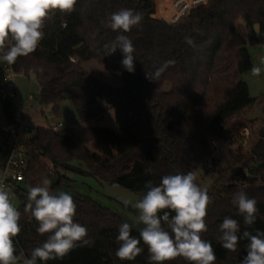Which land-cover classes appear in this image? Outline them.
Returning a JSON list of instances; mask_svg holds the SVG:
<instances>
[{
    "label": "trees",
    "instance_id": "trees-1",
    "mask_svg": "<svg viewBox=\"0 0 264 264\" xmlns=\"http://www.w3.org/2000/svg\"><path fill=\"white\" fill-rule=\"evenodd\" d=\"M122 8L143 15L142 25L126 33L135 47L134 73L123 68L119 49L107 56L103 47L117 35L106 27L108 18ZM154 13L155 0H77L71 14L56 12L45 22V37L34 53L19 57L11 65L14 72L34 73L39 102L51 105L55 114L67 95L81 122L98 118L107 108H113L117 124L115 129H82L93 150L69 128L58 131L47 126L32 128V138L25 145V179L11 185L19 201L16 208L21 212L22 230L14 238L18 256L30 258L31 251L49 235L37 233L38 223L30 212L24 211L29 189L49 179V174L58 177L51 191L66 183L64 172L69 171L119 184L135 193L139 200L146 194L149 181L159 186L164 175L193 172L197 164L207 169L209 157L215 166L214 146L209 140L236 142L237 128L225 127L224 122L253 102L242 75L253 67L247 43L264 45V0H210L207 6L193 9L177 23L154 17ZM238 19L245 22L246 36L237 28ZM255 24L259 25L258 37ZM186 36L194 39L195 46L185 42ZM91 59L106 64L122 78L123 86H110L84 71L82 63ZM166 61L174 63L158 79L146 78V72L154 73ZM4 84L0 61V88ZM0 105L1 168L11 149L2 122L12 121L15 110L9 98L0 96ZM229 156L227 173L218 175L206 188L212 202L206 217L208 231L201 236L211 241L217 257L215 264H240L247 254V240L239 241L236 252L224 249L219 242V224L225 217L236 219L241 233L245 229L243 216L231 203L243 177L247 181L245 191L257 201L258 208L256 222L248 230L264 231V139L258 137L246 156L238 151H230ZM237 167L241 171L235 176ZM244 167L248 168L246 177ZM196 183L199 185L197 178ZM70 195L77 205L74 220L87 227L91 243L77 246L63 258L46 264H150V254L142 241L140 247L144 251L134 261L116 257L121 216L89 196ZM163 227L167 230V224ZM132 235L139 238L138 231ZM37 264L45 262L38 260ZM165 264L188 262L178 257Z\"/></svg>",
    "mask_w": 264,
    "mask_h": 264
},
{
    "label": "clouds",
    "instance_id": "clouds-1",
    "mask_svg": "<svg viewBox=\"0 0 264 264\" xmlns=\"http://www.w3.org/2000/svg\"><path fill=\"white\" fill-rule=\"evenodd\" d=\"M76 4L77 0H0V61L12 65L19 57L34 53L45 37V22L56 12L71 14ZM142 21L140 12L122 8L111 13L106 24L117 35L103 46L105 55L110 56L119 49L123 54L121 64L129 73L135 71L136 57L133 41L126 33L139 28ZM185 42L195 46L191 37L186 36ZM173 63L166 61L154 73L146 72V78L158 79ZM261 71L257 66L251 69L254 76H259ZM51 184L46 178L28 191L24 211L30 212L38 223L37 233L49 235L41 246L31 251L30 258H23L22 264H37L38 260L46 264L49 260L63 258L77 246L91 243L87 239V227L74 220L77 205L72 195L67 192L53 194ZM146 187V194L134 204L139 212L138 219L119 226L116 257L121 261H134L144 251L140 247L142 241L150 254V264H165L178 257L188 264H215L214 247L201 236L208 231L206 217L212 199L208 190L196 183L195 174L189 171L164 175L159 186L149 181ZM246 188L245 182L231 201L243 216L245 229L241 233L240 223L225 217L219 224V242L224 249L236 252L239 241L247 240V254L240 264H264V231L248 230L256 222L258 208L257 201L247 195ZM123 203L128 206L130 201L123 199ZM20 219L21 212L11 202L9 192L0 185V264H18L22 259L16 254L14 243L22 230ZM134 230L139 232V238L132 235Z\"/></svg>",
    "mask_w": 264,
    "mask_h": 264
},
{
    "label": "rangeland",
    "instance_id": "rangeland-1",
    "mask_svg": "<svg viewBox=\"0 0 264 264\" xmlns=\"http://www.w3.org/2000/svg\"><path fill=\"white\" fill-rule=\"evenodd\" d=\"M156 12L154 13V15ZM163 19V17H160ZM239 32L246 36L247 29L243 19L236 21ZM249 58L253 66L261 67L262 71L259 76H254L251 70L242 75V79L248 86L249 96L253 102L245 107L243 111L231 117L224 122L225 127L237 128V139L235 143L230 140L219 139L212 144L213 157L215 161L214 169H206L203 164L193 166V173L195 174L199 186L201 188H208L217 178L218 175L227 173V166L229 164V152H236L242 156L251 148L253 143L258 138V131L264 123V45L259 43H247L246 45ZM84 71L100 79L105 84L121 88L123 86L122 78L112 72L106 64L99 63L95 59H91L82 63ZM14 85L16 89V97L21 102V109L25 125L31 129L36 126H47L52 122H61L64 128L71 129L76 133L82 143L90 150H93L90 142L83 136L82 129L84 127H109L117 128L114 117V109L107 108L103 114L86 122H81L72 101L69 98H64L58 106V114L52 109L49 104H41L38 100V84L33 72L27 74L23 72H14ZM168 84H166L167 86ZM32 94L33 98H29ZM2 118V109L0 105V119ZM246 131L243 133V129ZM235 134V135H236ZM234 135V134H233ZM48 163V161L46 160ZM78 164V161H74ZM86 168L85 164H81ZM237 165H234L236 168ZM240 167H237V170ZM68 178L66 183H60L52 189L53 194L60 192L77 193L89 196L100 205L106 207L111 212L119 216H127L132 220H137L139 212L135 209L134 204L138 201V196L130 190L120 186L116 183H108L100 181L90 175H81L74 172H64ZM9 192L10 200L15 207L19 205L18 198L14 190L10 187L6 189ZM123 199L130 201L128 206H125ZM18 264H22L24 256Z\"/></svg>",
    "mask_w": 264,
    "mask_h": 264
},
{
    "label": "built area",
    "instance_id": "built-area-1",
    "mask_svg": "<svg viewBox=\"0 0 264 264\" xmlns=\"http://www.w3.org/2000/svg\"><path fill=\"white\" fill-rule=\"evenodd\" d=\"M210 0H169L168 4L163 6L166 15L162 16L163 20L168 23H177L181 19L185 18L193 9L197 7H204L209 4ZM156 5V4H155ZM71 61H74L71 58ZM1 66L4 70V86L0 88V96L2 98H9L12 101L14 107V117L12 121H3L2 128L9 137L11 149L8 158L3 167L0 168V185H3L5 189L10 188L15 182H23L25 179L24 172L27 169L25 151L26 143L32 138V129L25 125L22 115L21 102L16 97V89L14 85V71L11 65L1 61ZM29 98H33L30 94ZM52 131H58L63 129L61 122H52L47 125ZM246 128L243 129V133ZM211 144L213 140H209ZM213 156V155H212ZM211 157H209L206 167L207 169H214L215 166L212 164ZM243 174L246 177L248 175V168H243ZM247 183L243 177L238 181V186ZM53 185V184H51ZM51 187V186H50Z\"/></svg>",
    "mask_w": 264,
    "mask_h": 264
},
{
    "label": "water",
    "instance_id": "water-1",
    "mask_svg": "<svg viewBox=\"0 0 264 264\" xmlns=\"http://www.w3.org/2000/svg\"><path fill=\"white\" fill-rule=\"evenodd\" d=\"M254 26H258V27H255L254 28L255 34L258 37L259 36V34H258L259 33V25L258 24H255ZM66 97H67V95H64V98H66ZM258 137L264 139V123L259 128ZM240 171L241 170L238 169L237 172L235 173V176H238L240 174ZM49 179L52 181V184L53 185H56L58 183V177L55 174H52V173L49 174ZM121 218H122V221L123 222L127 221L129 223H132L133 221H135V220H132V219L128 218L127 216H121ZM134 231H136V230H134Z\"/></svg>",
    "mask_w": 264,
    "mask_h": 264
},
{
    "label": "crops",
    "instance_id": "crops-1",
    "mask_svg": "<svg viewBox=\"0 0 264 264\" xmlns=\"http://www.w3.org/2000/svg\"><path fill=\"white\" fill-rule=\"evenodd\" d=\"M169 0H155V12L156 14L154 15L155 17H162L166 15L167 12L163 9V6L168 4Z\"/></svg>",
    "mask_w": 264,
    "mask_h": 264
}]
</instances>
